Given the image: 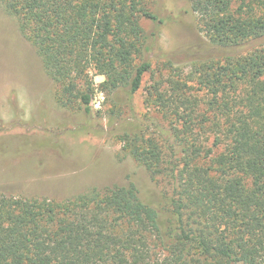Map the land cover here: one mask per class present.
Segmentation results:
<instances>
[{
	"label": "trees",
	"instance_id": "16d2710c",
	"mask_svg": "<svg viewBox=\"0 0 264 264\" xmlns=\"http://www.w3.org/2000/svg\"><path fill=\"white\" fill-rule=\"evenodd\" d=\"M0 1L61 108L90 114L97 76L117 108L152 71L141 19L162 20L146 0ZM186 2L178 22L197 15L202 56L151 87L163 122H126L122 137L160 197L134 182L61 201L0 194V264H264V0Z\"/></svg>",
	"mask_w": 264,
	"mask_h": 264
},
{
	"label": "rangeland",
	"instance_id": "374dc122",
	"mask_svg": "<svg viewBox=\"0 0 264 264\" xmlns=\"http://www.w3.org/2000/svg\"><path fill=\"white\" fill-rule=\"evenodd\" d=\"M146 1L162 20L141 19L151 36L152 71L133 98L126 91L118 95L117 108L99 90L105 77H95L90 114L57 103L58 86L0 1V194L61 201L134 182L144 199L160 197L164 186L124 151L126 122L147 124L150 117L162 121L149 98L151 87L174 74L170 64L186 75L191 65L187 60L202 56L200 48L207 39L198 30L196 14L190 19L193 25L178 22L192 14L186 0H175L173 7L168 0Z\"/></svg>",
	"mask_w": 264,
	"mask_h": 264
}]
</instances>
